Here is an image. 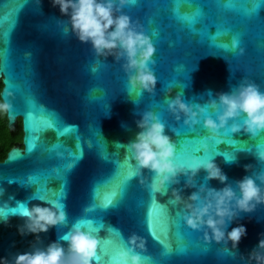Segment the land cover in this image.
Returning a JSON list of instances; mask_svg holds the SVG:
<instances>
[{
	"label": "water",
	"instance_id": "1",
	"mask_svg": "<svg viewBox=\"0 0 264 264\" xmlns=\"http://www.w3.org/2000/svg\"><path fill=\"white\" fill-rule=\"evenodd\" d=\"M237 2L239 6L246 4L247 0ZM260 2L264 5V0ZM194 3L200 4L205 13L202 23L195 26L196 31L174 19L171 12L160 13L146 3L135 10L129 5L122 9L145 32L146 25L160 32L158 37H153L156 63L150 64L157 77L155 90L151 93L143 90L138 97L136 92H128L124 60L117 61L113 56L97 57L90 43H82L71 33L67 17L58 7L52 6L51 0H30L27 4L25 0H0V51L9 47L10 62L8 69L0 66V95L13 92L7 97L13 107L6 117L10 127L20 117L22 130V146L10 147L0 160V215L8 216L6 224L0 221V257L11 259L17 253L31 251L33 245L47 246L67 234L77 221L83 220L91 222L86 230L97 229L94 235L100 241L97 248L99 258H93L92 264H120L118 252L133 233L145 242V248L137 251L150 258L147 264H246L239 254L247 255L258 244L259 234L264 232V204L257 205L251 212L241 211L236 220L229 222L227 231L237 224H244L247 228V235L237 249L231 250V242L224 244L213 240L209 241L210 248L201 250L199 240H204L203 230H193L181 219L180 223L197 245H189L185 252L178 251L169 227L167 234L160 232L161 239L172 249L168 254L146 225L147 215L152 211V192L147 185L151 183L153 172L144 169L142 175H136L129 182L123 196L114 205H108L106 209L98 207L111 197L113 188L127 172V166H135L131 153L116 147L115 142L127 145L135 139L140 131L136 121L145 111L155 112L166 123L165 134L173 139L177 150L181 139L192 141L186 145L185 151H177L175 162L183 163L192 153L199 151L194 155L214 160L227 175V183L234 188L245 175L264 171V162L256 155L264 151V130L252 136L243 129L236 133L221 129L217 140L222 142L216 144L215 138H207L202 119L200 124L190 126L185 123L183 113L177 119L169 110V99L180 94L185 103L198 111L197 105L205 106L212 99H218L220 92H231L244 79L256 82L264 91V6L258 9L256 20H247L243 8L240 13L224 12L217 0H194ZM189 10V5L182 6V11ZM153 17L155 22L150 23ZM215 19L218 22L225 20L245 33L239 47L244 50L242 55L237 54L239 48L233 52L231 47L225 50L216 46L213 37ZM9 20L12 29L6 45L4 30ZM205 25H208L209 33L200 34ZM65 28L69 29L67 33ZM231 42L232 36H223L216 41L217 44ZM2 64L3 55L0 54ZM93 67L96 72L92 71ZM170 82L178 83L181 89L174 87L169 93ZM14 84L21 93L16 91ZM25 95L32 96L46 112L56 114L62 126L74 131L63 136L57 135L55 129L37 132V146L29 153L31 133L28 138ZM208 114L215 118L216 114L211 110ZM34 115L39 118L41 114ZM242 119L239 118V122L242 123ZM231 123L229 120L226 127L230 128ZM179 128L182 136L189 128L195 129L196 133L178 137L174 129ZM228 139L234 144H228ZM97 142H102L105 151L96 149ZM56 145L60 147H54ZM15 152H20L23 158L11 161ZM73 153L82 155V159L64 180L55 179L57 169L68 160L77 158ZM225 153L233 158L228 159ZM245 165L252 167L246 170ZM33 174L41 175L38 184L22 183ZM43 174L52 179H44ZM206 175L201 168L193 178V186L185 187L187 176L180 174L179 184L166 182L167 192L156 193V203L166 207L172 215L181 212L183 216V205L170 203L172 189H181L182 195L188 197L198 192L201 185L216 189L224 187L218 180H206ZM41 187L47 190L45 201L56 200L65 205L66 221L40 233L37 241L35 234L21 236L18 226L24 223L25 218L21 215L24 203L29 207L46 203L32 198ZM61 191L63 195H60ZM203 195L205 193H201ZM100 224H103L102 228ZM101 241L106 243L101 244ZM61 243L67 248L66 241ZM102 248L106 251H101ZM232 251L237 255L228 254Z\"/></svg>",
	"mask_w": 264,
	"mask_h": 264
},
{
	"label": "clouds",
	"instance_id": "2",
	"mask_svg": "<svg viewBox=\"0 0 264 264\" xmlns=\"http://www.w3.org/2000/svg\"><path fill=\"white\" fill-rule=\"evenodd\" d=\"M41 2V0H40ZM133 0H51L53 7H58L61 14L67 17L70 30L82 43H90L97 57L113 56L117 61L123 59V68L128 74L129 94L135 91L140 94L143 90L149 93L155 90L157 77L150 64L156 63L154 54L156 46L138 22H134L122 9ZM69 31L65 28V33ZM239 38L234 37L231 50L236 52ZM228 50L227 44L222 45ZM239 48L238 55L243 54ZM93 72L97 69L93 67ZM172 89H169L171 93ZM13 95L6 91L0 95V116H6L13 105L7 97ZM169 110L180 118L183 113L185 123L198 125L203 120L208 139L217 140L220 130H230L232 133L245 131L252 136L264 130V91L260 85L247 79L242 80L231 92L218 93V99H212L207 105L193 106L185 103L180 94L168 101ZM214 112L215 118L209 113ZM243 117L242 123L239 118ZM232 120L231 126L228 125ZM140 129L134 140L127 145L115 142L116 147L125 148L131 153L135 161V175H142L144 169L154 173L151 183L147 186L151 192H167V183L179 184L180 174L187 176L185 187L193 186V178L203 168L207 175L206 180H218L224 187L220 189L208 188L201 185L198 192L184 197L182 190L173 188L171 202L183 205V220L193 230H203L204 240L231 242V250L238 248L243 237L247 235L244 224H237L227 231L229 222L236 220L240 212H251L257 205L264 204V171L253 175H245L236 182L234 188L227 183L228 177L212 159L197 160L192 164L184 165L175 162L176 144L165 134V124L153 111H145L136 121ZM257 159L264 162V151H259ZM252 165H245L251 169ZM143 183V180H142ZM238 188V191H237ZM201 193L205 195L201 196ZM33 199L45 201L34 196ZM44 204H35L31 207L23 204L21 214L25 219L18 226L21 236L36 235L47 232L50 227L66 221L65 205L56 200L45 201ZM0 221L5 224L8 216L0 215ZM90 221H77L71 230L58 240L47 246H32L28 252L17 253L11 259L0 257V264H92L97 257V248L100 243L94 233L97 229L90 228ZM258 244L247 255L239 254L246 264H264V232L260 233ZM67 242V248L61 243ZM144 240L133 233L128 243L118 252L120 264H147L149 257L142 255L137 249H144ZM231 255L236 256L235 251Z\"/></svg>",
	"mask_w": 264,
	"mask_h": 264
},
{
	"label": "snow or ice",
	"instance_id": "3",
	"mask_svg": "<svg viewBox=\"0 0 264 264\" xmlns=\"http://www.w3.org/2000/svg\"><path fill=\"white\" fill-rule=\"evenodd\" d=\"M25 3H30V0H25ZM151 5L154 8H157L160 13L163 12H171L173 14V18L176 19L177 21L183 22L192 31H196V25L198 23H202L203 18L205 17V13L202 9V6L198 3H194V0H133L131 4H129V8L131 10H135L139 7H142L145 5ZM217 3L219 4V7L222 9L224 12H238L240 13L241 8H243V16L247 20H256L257 19V11L261 6H264L261 4L260 0H247L246 4H239L237 0H217ZM175 5V7H169V5ZM189 5L190 10L189 11H182V6ZM250 5V6H249ZM132 13V11H130ZM155 22V17L150 21V23ZM215 25H216V32L214 37V43L216 44L217 47L224 49L222 46L223 44L227 43H220L217 44L216 41L218 38L223 37V36H232V41L234 37L239 38V45L242 44V37L245 34L244 32L237 30L235 25H229L227 21L221 20L217 21L215 19ZM2 23V21H0ZM12 29V22L9 20L8 22V27L7 29L4 30V43L7 45L9 44L8 40V34ZM146 33L153 37H158L160 32L158 29H152L146 25ZM202 33H209L208 32V25H205L204 28L200 31V34ZM228 49L229 47H232V42L231 44H227ZM0 54L3 55V64L0 65L5 69H8L10 67V62H9V47H5L2 51H0ZM13 87L16 89L18 93H21L20 88L17 85H13ZM174 87H179L178 83H172L170 82L168 84L167 88H171L173 90ZM181 89V88H180ZM182 91V90H181ZM135 93V91H133ZM141 93L139 94L138 97H140ZM24 103H25V124L28 132V138L29 134L31 133V149L29 147L28 143V151L31 153L35 148H36V143H35V134L37 132H44L48 129H55L57 135L63 136L66 133H70L74 131L73 128L67 127V126H62L61 122L59 121L58 117L54 113L46 112L45 109L41 108L36 100L30 96V95H25L24 96ZM40 113V117L37 118V116L34 115V113ZM165 123V122H164ZM166 124V123H165ZM230 131V130H226ZM174 133L178 137H184L188 136L190 134L194 135L196 133L195 129L189 128L188 132L184 133L183 136L181 135L180 128L178 130L174 129ZM191 140H184L181 139L179 141V149L177 150V145H176V153L177 151H185L186 150V145H188ZM227 143L232 145L234 144V141L232 139H228ZM216 144L218 142L216 141ZM96 149L98 151H105V146L102 144V142H97L96 144ZM54 147H60V145H56ZM79 147V146H77ZM199 151H196L192 153L187 160H185L183 163L184 165L192 164L197 160H204L202 158L197 157L194 155ZM75 154V153H73ZM72 154V155H73ZM71 155V156H72ZM76 155V159H71L68 160L66 163L63 164L62 167L57 169L56 172V177L55 179L57 180H64L66 178V174L73 169L74 165L82 159V155ZM226 157L228 159H232L233 157L225 153ZM70 156V157H71ZM22 154L20 152H15V155L12 154L11 156V161H16L18 159H21ZM128 170L127 172L123 175L121 181L119 184H117L111 193V197L105 202L104 205L98 206L101 209H106L108 205H114L119 199V197H122L127 186L129 185V182L136 176V169L128 165L127 166ZM44 179H52V177L47 176V174H43ZM41 175L39 174H33L30 177L25 178V180L22 181V183H28L31 185H36L40 182ZM47 190L43 187H41L36 196L47 199L46 195ZM44 193V194H41ZM55 196L56 193H53ZM60 195H63V192L61 191ZM156 193L152 192L151 194V199H152V211L148 213L147 219H146V225L147 227L151 230V235L160 242L164 246L165 254H168L171 252V247L170 245L163 239H161L160 232H164L167 234L169 227L172 230V236L174 237L177 245H178V251L180 252H185L187 251L189 245L196 246L197 242L193 241L191 238V234L187 232V229L185 228L184 225L180 223L181 219L183 220L181 212H176L175 215H172L168 212L166 207H161L160 204L156 203ZM174 204L173 202H170ZM23 207V205H22ZM184 221V220H183ZM186 224V223H185ZM101 228L103 227V224L99 225ZM187 226V225H186ZM199 237L197 238V240ZM106 243L105 241H101V244ZM123 243V242H121ZM199 248L201 250H206L210 248V242L205 241V240H199ZM101 251H106V249L102 248ZM231 255L230 253H228ZM99 257L97 256V259Z\"/></svg>",
	"mask_w": 264,
	"mask_h": 264
},
{
	"label": "flooded vegetation",
	"instance_id": "4",
	"mask_svg": "<svg viewBox=\"0 0 264 264\" xmlns=\"http://www.w3.org/2000/svg\"><path fill=\"white\" fill-rule=\"evenodd\" d=\"M2 86L0 79V88ZM22 130L20 117H17L15 124L10 127L8 125L7 117L0 116V148L8 149L12 146L19 145L22 146L21 142ZM6 155V154H5ZM2 160V159H0Z\"/></svg>",
	"mask_w": 264,
	"mask_h": 264
},
{
	"label": "trees",
	"instance_id": "5",
	"mask_svg": "<svg viewBox=\"0 0 264 264\" xmlns=\"http://www.w3.org/2000/svg\"><path fill=\"white\" fill-rule=\"evenodd\" d=\"M6 150H7V149H1V148H0V159H3V158H4V156H5V154H6Z\"/></svg>",
	"mask_w": 264,
	"mask_h": 264
}]
</instances>
